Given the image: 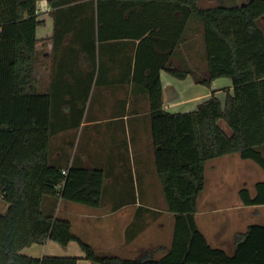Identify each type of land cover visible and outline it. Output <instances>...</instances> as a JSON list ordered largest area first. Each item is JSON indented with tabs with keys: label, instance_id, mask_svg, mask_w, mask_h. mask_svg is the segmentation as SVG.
I'll return each mask as SVG.
<instances>
[{
	"label": "trees",
	"instance_id": "1",
	"mask_svg": "<svg viewBox=\"0 0 264 264\" xmlns=\"http://www.w3.org/2000/svg\"><path fill=\"white\" fill-rule=\"evenodd\" d=\"M38 1L0 0V198L8 204L0 212V264L78 263L76 256L22 253L49 239L62 246L78 241L91 264H264V225L252 224L236 234L230 255L209 244L195 216L209 160L239 153L264 169V0H219L208 8L200 0H88L87 9L71 7L76 16L92 19V37L100 47L120 41L132 51L127 70H133L135 89L144 86L149 94L157 174L175 215L172 245L161 258L151 253L99 257L72 233L69 220L43 210L45 196L99 207L105 173L82 165L64 169L51 160L53 95L36 88ZM75 1L49 3L59 7ZM55 13L58 29L60 12ZM192 21L202 24L204 71L186 60L174 62L189 40ZM193 43L199 45L197 39ZM162 70L179 79L190 75L207 87L229 78L232 90L224 101L213 93L195 111L171 113L164 108ZM239 197L245 205H264V181L255 184L254 192L241 188Z\"/></svg>",
	"mask_w": 264,
	"mask_h": 264
},
{
	"label": "crops",
	"instance_id": "2",
	"mask_svg": "<svg viewBox=\"0 0 264 264\" xmlns=\"http://www.w3.org/2000/svg\"><path fill=\"white\" fill-rule=\"evenodd\" d=\"M86 1L79 0L59 7H52L49 0L38 1L42 22L36 32V88L53 95L55 132L51 141L55 138L56 143L50 152L52 162L64 169L72 165L103 169L102 201L99 207H90L62 197L45 196L43 206L47 202L55 218L69 220L72 233L92 246L99 257L136 258L151 253L155 258H161L172 245L175 215L168 210L167 204L162 211L163 216L158 215L154 206L142 204L154 203L163 194L155 162L149 94L144 86L135 89L133 70H127L126 57L132 51L120 41L111 45L102 43L100 47V41L92 37V19L76 16L71 7L86 6ZM57 10L60 12L58 29L55 20ZM261 20L260 23L264 22V17ZM196 35L201 38L198 44H202L200 30L190 35L188 29L189 40L182 46L181 56L175 57L176 64L183 65L186 60L191 66L198 67L193 60L199 55L198 51L202 53V49L200 44L193 47ZM100 57L101 66L98 64ZM203 65L202 71L205 70ZM161 81L164 108L171 113L195 111L213 93L224 101L226 92L232 90L231 79L224 77L215 79L207 87L195 83L190 75L179 79L162 70ZM94 95L96 100H93ZM74 123L79 124L74 126ZM96 123L107 124L110 134L106 138L103 136L101 144L93 150L84 147L77 156L72 145L61 144L60 137L71 130L91 127ZM220 125L223 126L221 121ZM214 159L206 163V168L211 163L209 170L217 178L219 163L212 161ZM130 164L137 171L134 177L123 173ZM132 179L135 185H132ZM239 190L231 195L227 188H222L218 179L208 184L206 178L195 215L197 225L209 244L230 255L235 250L236 234L245 232L249 225L257 224L254 222L256 217L264 214V205L243 204ZM7 208L8 204L0 198V212H6ZM22 253L36 258L45 255L76 256L77 264H91L75 240L62 246L49 239L25 247Z\"/></svg>",
	"mask_w": 264,
	"mask_h": 264
},
{
	"label": "rangeland",
	"instance_id": "3",
	"mask_svg": "<svg viewBox=\"0 0 264 264\" xmlns=\"http://www.w3.org/2000/svg\"><path fill=\"white\" fill-rule=\"evenodd\" d=\"M240 1H247V0H237V2H240ZM200 5L206 8L213 7V6L218 5V0H201ZM261 25L264 28V22H261ZM189 30H190V35L192 34L193 31L202 30V24L198 21L196 22L192 21L190 24ZM196 38H197V41H201L200 40L201 38L199 37V35H196ZM198 50H200V47L197 49V51ZM198 54L201 55V52L198 51ZM199 55L197 56V58H194L193 62L196 65L198 64L197 68L201 71V69H203L202 67L204 66L203 65L204 61L201 59V56ZM101 88H102V85H101ZM98 97H99V93H98ZM93 100H96L95 95L93 97ZM109 103H111V100L109 101ZM91 104L93 105V102ZM88 107H89V104L87 108ZM221 123L223 125L222 127H224L228 132H230V129L228 128L226 123L223 121H221ZM109 134L110 132H109V129L107 128V124L96 123V125H92L91 127H85V128L80 127V128L71 130L70 133L60 138H61V144L69 145L70 147L73 146V151L76 153L77 156H79L80 152L84 149V147H89L93 150L96 146H99L101 144L103 136L104 138H106L107 136H109ZM55 143H56V140L55 138H53V140L51 141V151H53L55 147L54 145ZM261 150L264 151V148L261 147ZM90 154H94V151H90ZM215 160L217 161V163H219V170L217 171V178L214 177V175H212L209 170V166L211 164L210 163L209 166H207L206 168L207 182L208 184H211V183H214L216 179H218V181L221 183L222 188H227L231 195L236 194L237 190L243 187H248L249 189H253L254 191L253 185L259 181H264V169L254 160L242 158L239 153L227 154L226 156L215 158L212 161H215ZM129 166L130 167L125 169L123 173L127 174V176L129 177L132 175L134 177L135 174L137 173L135 166H133L132 164H130ZM130 181L132 182V185H133L134 184L133 179ZM128 188L130 187L128 186ZM141 188L143 189L142 185H141ZM135 189L138 190V186H135ZM161 195L162 196L158 197L157 201H155L154 203L153 202H142L143 205L154 206V208L157 209V213L159 216L164 215L162 211L165 209V205H166L164 195L163 194ZM223 204L228 205V203L226 202H223ZM43 210L46 214H50L51 211L47 206V202L43 206ZM254 222L257 224L264 225V214L256 217V220ZM130 228L132 229L133 226Z\"/></svg>",
	"mask_w": 264,
	"mask_h": 264
},
{
	"label": "built area",
	"instance_id": "4",
	"mask_svg": "<svg viewBox=\"0 0 264 264\" xmlns=\"http://www.w3.org/2000/svg\"><path fill=\"white\" fill-rule=\"evenodd\" d=\"M63 172L66 173V170H64Z\"/></svg>",
	"mask_w": 264,
	"mask_h": 264
}]
</instances>
